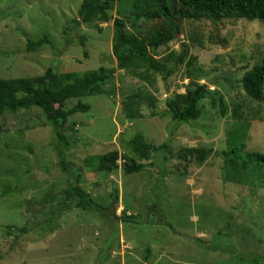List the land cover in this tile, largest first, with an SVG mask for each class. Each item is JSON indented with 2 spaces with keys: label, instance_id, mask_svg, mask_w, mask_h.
Segmentation results:
<instances>
[{
  "label": "rangeland",
  "instance_id": "1",
  "mask_svg": "<svg viewBox=\"0 0 264 264\" xmlns=\"http://www.w3.org/2000/svg\"><path fill=\"white\" fill-rule=\"evenodd\" d=\"M81 3L0 0V77L40 75L49 66L78 73L105 66L113 74L106 93L67 101L66 108L78 100L91 108L68 117L65 169L54 128L40 108L0 114V264H264V168L245 170L232 182L224 169L228 135L235 130L244 152L264 153V94L250 97L239 81L262 61L264 20L184 19L171 41L150 50L158 59L174 51L167 61L174 72L143 78L118 67L113 18L73 22ZM111 14L116 17V10ZM143 26L147 33L157 23L145 20ZM42 36L50 43L28 51L27 38ZM199 83L205 84L200 115L174 121L168 101L182 105ZM132 94L138 102L129 107ZM137 133L153 146L168 147L142 160V172L127 174L125 156L138 158L129 145ZM189 147L208 148L210 154L203 161L181 158ZM113 150L120 152L119 168L108 172L95 156ZM87 157H93L91 164ZM76 171L83 189L110 205L108 214L66 199L64 189ZM126 205L134 223L115 219Z\"/></svg>",
  "mask_w": 264,
  "mask_h": 264
},
{
  "label": "trees",
  "instance_id": "2",
  "mask_svg": "<svg viewBox=\"0 0 264 264\" xmlns=\"http://www.w3.org/2000/svg\"><path fill=\"white\" fill-rule=\"evenodd\" d=\"M114 9L117 12L116 17L111 14ZM78 13L79 17L73 19V22L78 25L82 22L104 23L114 19L112 53L119 68L130 70L143 78L149 76L148 72H158L163 78H167L174 72L167 61L175 58V52L168 53L164 59H158L150 50H156L171 41L181 21L196 18H205L211 21L231 18H246L249 21L264 20V0H82ZM145 20H155L157 27L145 33L143 26ZM47 43H50L47 36L38 39L27 38V50H37ZM140 67L144 69L143 75L138 73ZM112 76V71L105 66L91 68L82 73L59 72L55 67L49 66L40 75L0 77V114L7 110L15 112L34 106L40 108L54 128L55 144L58 147L60 162L65 169L67 165L65 150L71 146L66 135L68 117L77 112H87L91 108L90 103L81 100L66 108L67 101L72 98L106 93L107 84ZM239 81L250 97L262 98L264 94V56L262 61L246 71ZM137 96L139 95H130L126 104L130 107L137 103ZM204 97L205 84L199 83L186 93L182 105L169 100L168 105L172 119L178 123H187L198 118L201 113L199 101ZM217 101V98H213L214 103ZM219 104L222 114H225L226 103L220 99ZM240 107V105L235 107L237 115H239ZM131 114L133 115V113ZM241 126L247 130L249 123L245 122ZM241 138L236 130L228 135L231 151L225 152L224 169L227 170L226 173L228 172V179L231 182L239 180L245 170L255 173L264 168V153L249 150L244 152L246 146ZM129 145L138 158L125 156L123 170L127 174L142 172L147 167V164L142 160L150 159L155 156L154 153L157 154L168 147L167 142L153 146L138 133L130 140ZM188 151V153L179 154V156L183 159L189 155L197 156L196 159L203 161L210 154V149L203 147H189ZM242 152L245 154L241 155ZM120 156L118 150H113L95 157L99 159L102 169L110 172L119 168ZM93 160V157H87L85 163L91 164ZM80 175L76 171L73 175L74 180L64 189L66 199H75L76 206L83 209L108 214L107 210L111 209L110 205L104 207L94 200L93 195L78 183L81 179ZM112 194L118 201V194ZM52 198L54 196L47 198V201H51ZM156 202L160 204L158 199ZM156 207L158 208V205ZM127 208L126 205L122 215L115 219L119 220L120 218L126 224L134 223L135 215L128 214ZM59 212L58 210L54 212L55 217L59 215ZM113 214H115V210ZM110 217L114 218L112 215ZM53 225V221L48 222L45 228L51 230ZM223 234L226 233L221 232L219 235ZM145 250L148 252L149 246H146Z\"/></svg>",
  "mask_w": 264,
  "mask_h": 264
}]
</instances>
